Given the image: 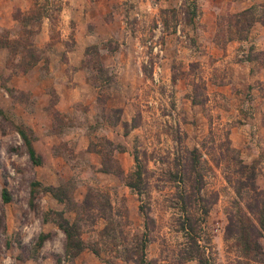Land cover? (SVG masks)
Wrapping results in <instances>:
<instances>
[{
  "label": "rangeland",
  "instance_id": "374dc122",
  "mask_svg": "<svg viewBox=\"0 0 264 264\" xmlns=\"http://www.w3.org/2000/svg\"><path fill=\"white\" fill-rule=\"evenodd\" d=\"M0 264H264V0H0Z\"/></svg>",
  "mask_w": 264,
  "mask_h": 264
},
{
  "label": "trees",
  "instance_id": "16d2710c",
  "mask_svg": "<svg viewBox=\"0 0 264 264\" xmlns=\"http://www.w3.org/2000/svg\"><path fill=\"white\" fill-rule=\"evenodd\" d=\"M23 139H24V144L25 147L28 150V154L30 156V158L32 159L34 164L37 165H41V160L37 157V153L35 148L33 147L32 142L28 139V137L24 134V132L22 133ZM50 193H52V195L61 203H64L65 201H70L69 198H67L64 195H60L58 193V190H55L54 188L50 189ZM4 200L6 202H8L10 200L7 192L4 193ZM63 219V217H62ZM70 226L71 224L67 221L64 220L61 224L60 227L61 229L64 230L66 236H67V240H68V246H67V254H70V250L72 249H76V251L72 254H80L84 249H85V245L83 244V241L80 237H78V235L75 236V238L73 237V235L70 232Z\"/></svg>",
  "mask_w": 264,
  "mask_h": 264
}]
</instances>
